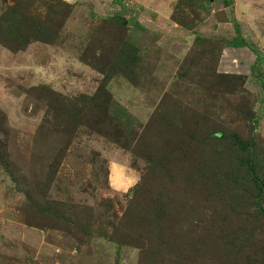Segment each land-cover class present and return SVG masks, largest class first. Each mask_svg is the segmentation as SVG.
<instances>
[{
	"label": "rangeland",
	"instance_id": "374dc122",
	"mask_svg": "<svg viewBox=\"0 0 264 264\" xmlns=\"http://www.w3.org/2000/svg\"><path fill=\"white\" fill-rule=\"evenodd\" d=\"M229 1L0 0V264H264V65L224 47L264 55V0Z\"/></svg>",
	"mask_w": 264,
	"mask_h": 264
},
{
	"label": "trees",
	"instance_id": "16d2710c",
	"mask_svg": "<svg viewBox=\"0 0 264 264\" xmlns=\"http://www.w3.org/2000/svg\"><path fill=\"white\" fill-rule=\"evenodd\" d=\"M229 4L230 1L225 0V5L229 6ZM11 17L12 16L9 15L0 20V44H2L4 47H6L9 50L16 51L17 49H19V47L12 44L13 42L14 43L16 42L13 37L17 39L19 34L11 29V25L13 23V21H11L12 19ZM232 25L234 28L235 36L230 40L226 39L224 41V47L225 48L246 47L247 49H249L256 57L255 59L256 63H254L253 66L251 67L252 72H254L253 70L255 68L259 69L260 66L264 65V55L251 41L247 40V38L241 35L240 26L236 20L232 21ZM256 74L258 76L260 75V73H256ZM121 114L123 116H126L125 115L126 113L124 111H122ZM233 142L234 144H237L238 147H240L242 150H246L247 148H249V145L247 143L240 141L238 139H235V141L233 140Z\"/></svg>",
	"mask_w": 264,
	"mask_h": 264
},
{
	"label": "crops",
	"instance_id": "0c3cea01",
	"mask_svg": "<svg viewBox=\"0 0 264 264\" xmlns=\"http://www.w3.org/2000/svg\"><path fill=\"white\" fill-rule=\"evenodd\" d=\"M246 13H248V12H246ZM235 36V35H234ZM233 49H239V48H233Z\"/></svg>",
	"mask_w": 264,
	"mask_h": 264
}]
</instances>
